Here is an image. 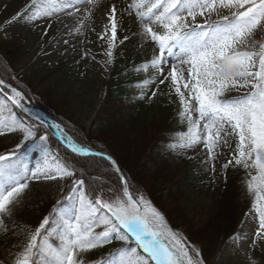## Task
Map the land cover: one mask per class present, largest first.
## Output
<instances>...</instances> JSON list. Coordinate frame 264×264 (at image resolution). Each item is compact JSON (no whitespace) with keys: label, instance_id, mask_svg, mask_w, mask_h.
I'll list each match as a JSON object with an SVG mask.
<instances>
[{"label":"snow or ice","instance_id":"obj_1","mask_svg":"<svg viewBox=\"0 0 264 264\" xmlns=\"http://www.w3.org/2000/svg\"><path fill=\"white\" fill-rule=\"evenodd\" d=\"M98 2L32 0L35 11L28 19L51 17L67 9H83L91 17ZM222 9L229 14L220 15ZM126 11L129 16L135 15L142 34L158 49L149 62L135 69L138 72L151 69L155 74L142 81V89L156 85L157 81L159 85L168 82L179 98L178 115L187 127L170 147L198 150L203 146L207 163L219 158L218 148L232 150L230 141L235 138L232 159L223 168L231 165L246 170L244 183L258 219L251 245L255 247L257 240L264 241V0H129ZM213 12L219 19L209 23L207 17ZM122 17L117 4L111 5L104 12V31L97 34L98 39L107 40L110 60ZM198 17H205L204 22L198 23ZM0 86L6 100L28 111L22 104L24 97L20 91L12 87L9 94L6 89L10 86L3 78ZM233 89L246 91L231 96L228 93ZM156 94L152 92L153 97ZM5 111L11 113L12 109L0 104V136L6 132L22 134L23 141H31L41 153V160L34 169H29L12 161L15 152L0 154V226L4 217L14 215L29 180L76 177L75 165L66 159L56 156L54 166L50 164L47 133L42 134L36 125L25 124L15 115L5 116ZM51 127L62 133L72 153L96 155L68 137L59 124ZM106 159L120 173L121 191L109 188L105 198L102 184L86 185L83 178L74 179V195L67 198L70 202L28 232L14 264H85L81 253L114 240L125 243L101 264H203L199 252L193 248L190 254L182 234L167 227L163 215L150 202L143 196L134 197L116 162L111 157ZM211 170L215 172L214 164ZM97 228L102 230L97 232ZM240 238L247 239L246 235ZM232 239L235 241L236 237ZM141 249L147 257L141 254Z\"/></svg>","mask_w":264,"mask_h":264},{"label":"rangeland","instance_id":"obj_2","mask_svg":"<svg viewBox=\"0 0 264 264\" xmlns=\"http://www.w3.org/2000/svg\"><path fill=\"white\" fill-rule=\"evenodd\" d=\"M128 2L129 0H99L97 6L93 9L91 17L83 9L79 11L80 28L73 29L74 31L69 33L59 31L57 21L59 20L58 17L64 15L76 21L75 14H67L69 11L72 12L73 9L54 13L57 16L56 21H51L47 17L45 19L39 17L29 20L28 16L35 11L32 6V0H0V59L3 62L2 67L4 66L8 77L15 84L22 86L29 93L31 99L47 107V109L36 106V103L30 101L23 91L18 89L13 83L10 84L6 81L5 83L22 93L24 97L22 103L24 105L31 108L34 107L35 111L45 115L46 118L52 119L54 123L61 126L58 122L59 120L60 122H70L81 128H90L102 107L107 93V84L110 80L114 53L118 43L123 41V46H121L122 54L128 63L133 60L150 61L158 53L154 43L142 34L141 24L135 15H128L126 11ZM113 4H117L123 13V17L122 27H119L117 31L113 57L110 60L107 56L108 42L107 40L98 39L97 34L104 31L106 23L104 12ZM19 5L23 6V8L17 14L12 15L9 12L11 8L16 6L15 8L18 9ZM8 9L10 10L8 11ZM228 14L227 9L220 10V15ZM213 16L219 19L216 12H213ZM197 22L201 23L198 19ZM125 35L128 36L127 40L123 39ZM153 75L155 74L151 69L147 72L141 70L135 73V76L142 78V81ZM141 84L142 82H139L135 85V94L138 97L146 95L151 100V103L157 106L158 112L168 111L172 115L173 120L179 121L182 130H186L187 125L181 122L178 115L180 112L179 98L174 90L168 87V82L164 85H159L157 81L156 85L143 89ZM8 90L10 94V89ZM181 90L184 91L182 84ZM153 91L157 93L154 97L152 96ZM245 91V89H233L228 94L231 96L243 95ZM185 94L187 95V92ZM0 104L10 107L11 101H6L1 97ZM18 109L30 117L36 123V126L42 128L44 133L49 134L51 129L58 140L62 139L63 142L67 143L62 133L58 131V134L51 127V124H46L44 119L39 121L35 117L26 114L21 108ZM9 114L15 115L8 111L4 112L5 116H10ZM61 129L67 133L62 126ZM182 130L171 136L170 142L163 152L170 157V174L173 175V183L169 193L177 194L180 192V197L175 201L176 203H171V207L175 206L171 208L172 211L174 213L178 212L175 217L172 216V220L176 223L184 222L186 224L187 227L178 225L177 229L184 236L183 242L185 241L186 243L187 241L186 245L190 254H192L191 250L195 248L199 252V258L203 260V264H252L253 261L255 264H264V241L257 240L255 247L251 246L254 233L258 228V219L255 217L252 207L250 210L248 209L244 219H242L243 221H240L238 230L233 236H230L228 240L226 239L222 243L217 235L218 230L221 228V221L218 215L222 210L220 205L222 200L221 192L225 179L223 165L232 159L236 144L235 138L230 141L232 150L227 147L218 148L219 158L206 163L205 161L208 160V157L203 146L198 150L183 149L178 146L176 148L170 147V145L177 143V137ZM67 135L72 138L68 133ZM18 144L23 146L17 149L16 146ZM23 150L24 153H21ZM12 152L16 153L12 158L19 155L21 157V165L29 169H34L37 162L41 160V153L33 147L31 141H23L20 133L6 132L5 135L0 136V154L10 155ZM95 153L103 154L101 152ZM125 156V158L120 156L121 166L125 164L128 168L132 164L131 169L128 168L129 171H127L133 173L134 159L129 153H126ZM49 160L50 164L54 166L56 162L50 157ZM128 163L130 166H128ZM213 164L215 165V172L211 170ZM118 167L120 168V166ZM122 174L124 175L123 172ZM253 174H255L254 170ZM71 178L29 180V187L22 194L20 203L15 209L28 210L33 213L34 209H36L34 208L36 206L34 205L36 204V196L48 199L43 202L46 208L53 204L58 205L61 201H65V204L69 203L70 201H68V197L66 198L65 194L71 184ZM110 186V183L106 182L104 187L107 190ZM165 194V192L159 193L157 199L161 205L168 208L170 207V201L168 197L165 198ZM73 195L74 192L72 190L70 196ZM144 199L152 203L150 200ZM238 213L241 214L240 212ZM228 215L231 216V213H228ZM34 229L25 226L10 228L4 222L0 226L1 257H6V254L9 253L7 255L8 258L14 261L21 246L27 241L28 232ZM101 230L102 228L96 229L97 232ZM189 231L200 235L206 244L204 245L191 239ZM245 235L247 239L240 238ZM233 237H236L235 241L232 239ZM216 240H218V243H216ZM52 242L55 244V239ZM113 242L107 247L109 252L115 251L125 243L115 240ZM201 249L210 252L207 259L202 257ZM93 251L92 249L80 254L81 258L86 262L85 264H101L105 258H108L107 256L103 257L93 254ZM0 264L8 263L0 260ZM150 264H153V262H150Z\"/></svg>","mask_w":264,"mask_h":264},{"label":"trees","instance_id":"obj_3","mask_svg":"<svg viewBox=\"0 0 264 264\" xmlns=\"http://www.w3.org/2000/svg\"><path fill=\"white\" fill-rule=\"evenodd\" d=\"M119 42V40H118ZM123 43H118L114 53L113 67L111 71L110 80L107 84V93L94 122L90 128H81L72 123L58 122L72 137V139L84 147L103 154L110 155L115 159L120 169L130 186V191L133 192L134 197L143 196L150 200L156 207H158L167 217L168 221L173 227L178 228V225L186 224L176 223L172 220V216L178 212H173L171 203H176L180 197V192L177 194L169 193L170 187L173 183V175L170 174L171 164L170 157L163 152L167 144L170 142L171 136L176 132L182 130L178 120H173L172 115L168 111L158 112V108L145 95L143 98L135 94V85L142 82V78L135 76L136 68L149 61L133 60L126 62L123 58L122 49ZM3 62L0 59V77L6 82L14 84L18 89L31 99L29 93L20 85L15 84L14 81L8 77L5 71ZM6 91H9L6 89ZM6 100L5 96L0 93V98ZM7 101V100H6ZM36 106L47 109L38 102L34 101ZM12 112L16 118L25 124H36L30 117L22 113L20 109L14 105H10ZM10 115V114H9ZM56 119V118H55ZM38 127V126H37ZM39 128V127H38ZM153 129V132H152ZM40 128L43 134L44 130ZM46 131V130H45ZM47 132V131H46ZM53 130H49V146L50 158L55 161V157L59 156L60 160H67L70 164L75 165L76 177L71 178V184L67 188L66 198L70 197L73 190V180L83 178L88 183L102 184L105 186L106 182L110 183V188L114 192L121 191V180L118 173L115 172L113 165L105 158L98 156H80L72 153L60 140L53 134ZM24 153V150L23 152ZM126 153H129L134 159L133 173L128 172L131 166H121V157L125 158ZM21 157L18 155L12 158L14 163L21 165ZM56 162V161H55ZM135 169V170H134ZM126 170V171H125ZM128 170V171H127ZM224 183L221 192V211L219 213L221 228L218 230V238L221 242L229 239L230 236L236 233L243 221L244 216L252 207V199L247 194L245 187L246 170L241 167H232L224 169ZM155 186V187H154ZM114 187V188H112ZM165 187V189H163ZM105 189L106 197L107 190ZM165 192L170 201V207L161 205L158 201L159 193ZM173 194V195H172ZM45 197L36 196V205L33 213L28 210L14 209V215L11 217H4V222L12 227H30L36 228L44 217H50L55 212L58 206L65 205V201L45 207L43 202L47 201ZM179 207V206H178ZM224 207V208H223ZM240 212L241 214H239ZM231 213V216L228 215ZM238 213V214H237ZM231 217V218H230ZM223 225V227H222ZM14 229V228H13ZM191 239L195 242L204 243V239L189 231ZM218 240H216V243ZM114 243V242H112ZM134 245V243L131 242ZM12 245V244H10ZM106 244L102 247L93 249V254L100 256H107L115 251H108ZM210 249L209 247H207ZM206 250L208 251V249ZM205 249H201V254L204 259H207L208 254ZM142 254V253H141ZM0 260L8 264H14L6 254V257H1ZM143 255V254H142ZM12 256V255H11ZM10 257V256H9ZM8 258V259H7ZM86 263V262H85Z\"/></svg>","mask_w":264,"mask_h":264},{"label":"bare ground","instance_id":"obj_4","mask_svg":"<svg viewBox=\"0 0 264 264\" xmlns=\"http://www.w3.org/2000/svg\"><path fill=\"white\" fill-rule=\"evenodd\" d=\"M16 7V6H15ZM11 8V10L10 9H8V11L13 15V14H17V12L20 10V9H22L23 8V6H18L17 8L18 9H16V8ZM16 10V11H15ZM72 12L76 15V21H74V19L73 18H71V17H69L68 18V16H60V17H58L59 18V20L57 21V28H58V30L59 31H61V32H72V31H74L73 29H79L80 28V25H79V16H80V14H79V11H75L74 9L72 10ZM46 17H43V19H45ZM56 18H57V16H55L54 14L51 16V17H47V19H50L51 21H56ZM198 20H200L201 21V23H203L204 22V20H205V17H198L197 18ZM207 19H208V22L209 23H211L212 21H215V20H218V19H216L215 18V16H213V13L210 15V16H208L207 17ZM26 107V106H25ZM34 108V107H33ZM33 108H31V107H26V109L28 110L27 112L30 114V113H32L33 115H34V117H38V118H41L42 116H41V114H40V112H37V111H34V109ZM43 119V118H42ZM149 202V201H148ZM154 208H156L152 203H150ZM162 215H163V217H164V219H165V222H166V225H167V227H169V228H171L174 232H176V233H179V234H182L180 231H177V230H174L173 228H172V226L169 224V222L166 220V218H165V216H164V214L158 209V208H156ZM182 236H183V234H182ZM184 237V236H183ZM184 243V242H183Z\"/></svg>","mask_w":264,"mask_h":264},{"label":"water","instance_id":"obj_5","mask_svg":"<svg viewBox=\"0 0 264 264\" xmlns=\"http://www.w3.org/2000/svg\"><path fill=\"white\" fill-rule=\"evenodd\" d=\"M10 89L12 88L11 86L9 87ZM18 91V90H17ZM22 94V93H21ZM48 122L51 124V126L52 125H56L54 122H53V120L52 119H50V118H48ZM53 129L59 134V132L53 127ZM62 140V139H61ZM67 146V145H66ZM68 147V146H67ZM69 148V147H68ZM70 149V148H69ZM71 150V149H70ZM92 152V151H91ZM92 153H95V152H92ZM96 154V156H99V157H102V158H105L106 159V157H111V156H109V155H105V154H99V153H95ZM112 158V157H111ZM112 160H114V158H112ZM109 161V160H108ZM115 161V160H114ZM110 163H111V161H109ZM116 166H117V164H116ZM119 175H120V173H119ZM124 176V175H123ZM125 178V177H124ZM174 229V228H173ZM174 230H176V229H174ZM178 231V230H177Z\"/></svg>","mask_w":264,"mask_h":264}]
</instances>
